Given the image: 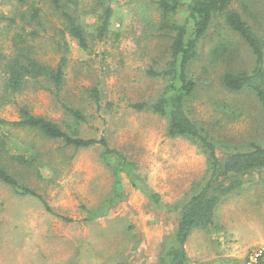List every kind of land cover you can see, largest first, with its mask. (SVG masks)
<instances>
[{
	"label": "rangeland",
	"instance_id": "1",
	"mask_svg": "<svg viewBox=\"0 0 264 264\" xmlns=\"http://www.w3.org/2000/svg\"><path fill=\"white\" fill-rule=\"evenodd\" d=\"M157 1H67L88 35L87 52L63 31L49 0H0V119L19 121L25 108L67 133L105 138L133 164L137 184L123 175L117 186L118 164L103 158L100 145L75 150L35 130L0 126L10 155L29 156L32 145L43 155L41 175L10 156L4 162L52 209L47 212L38 199L18 195L0 182V264H162L179 205L204 178L207 157L190 140L168 137L165 117L130 107L155 102L165 88L164 79L149 73L161 71L169 60V41L158 30ZM34 2L43 8L38 23L30 19ZM109 6V32L99 40L100 16ZM233 8L264 35L259 0H236ZM218 48L228 51L219 62L213 55ZM15 58L23 64L31 58L52 71L65 58L59 99L53 83L43 77L27 78L20 91L9 89L6 78ZM254 66L250 50L223 19L213 23L192 64L198 88L189 114L229 146L264 143V110L257 99L222 86L227 72H251ZM95 88L100 105L91 97ZM64 105L82 111L87 122L77 127ZM259 249H264V183L259 180L228 197L217 210L216 226L194 231L185 245L187 264H247Z\"/></svg>",
	"mask_w": 264,
	"mask_h": 264
},
{
	"label": "trees",
	"instance_id": "2",
	"mask_svg": "<svg viewBox=\"0 0 264 264\" xmlns=\"http://www.w3.org/2000/svg\"><path fill=\"white\" fill-rule=\"evenodd\" d=\"M67 1L49 0L55 14L62 22L63 31L77 41L84 51L90 50L89 38L84 26L71 12ZM263 5L264 0H259ZM236 0H158L160 13L158 30L169 41V60L161 71L150 70L152 76L165 80L162 95L155 102L132 103L130 107L138 112L146 111L165 117L168 121L167 135L170 138H186L203 151L207 157V172L203 179L193 185L191 195L179 205V220L162 258V264H187L185 245L196 230H209L216 226L217 210L223 202L242 191L246 184L259 180L264 183V143L251 142L246 146L233 145L216 139L209 130L194 120L188 111L189 101L197 92V80L192 75V64L199 57L200 48L211 26L222 20L227 29L237 34L248 47L255 59L251 72L229 71L222 79V86L231 93L248 92L252 94L264 110V35H261L248 23L244 14L233 8ZM103 6V5H102ZM43 8L39 3L31 4V21L38 23ZM112 8L107 7L100 16L97 38L102 40L109 32ZM13 22V20H12ZM228 51L218 48L213 51L215 61H222ZM231 55V54H230ZM27 63L15 58L9 68L6 85L12 91L24 88L26 79H48L56 88L55 96L59 99V90L64 82V70L67 60L62 59L59 67L52 71L37 61L26 58ZM53 92V91H52ZM91 97L100 105V92L92 90ZM67 115L79 127L86 123L82 111L70 106H63ZM0 126L38 131L48 140L61 141L65 147L78 149L100 145L103 158L108 163L118 164L117 186H122V176L136 186V174L133 164L125 156L109 146L107 139H84L77 130L65 132L56 123L33 115L25 108L20 109V120L8 122L0 119ZM8 137L0 135V182L9 186L16 194L34 197L41 201L47 212L52 213L45 198L37 191L23 185L5 165V158L10 156L18 165L36 168L41 175L43 155L35 145L29 147L30 155H10L7 147ZM133 174V175H132ZM133 186V185H132ZM156 198L157 196H150ZM149 197V198H150ZM70 221L67 218H62ZM121 264V263H108Z\"/></svg>",
	"mask_w": 264,
	"mask_h": 264
},
{
	"label": "built area",
	"instance_id": "3",
	"mask_svg": "<svg viewBox=\"0 0 264 264\" xmlns=\"http://www.w3.org/2000/svg\"><path fill=\"white\" fill-rule=\"evenodd\" d=\"M264 255V249H259L256 252H253L248 259L247 264H260V260Z\"/></svg>",
	"mask_w": 264,
	"mask_h": 264
}]
</instances>
